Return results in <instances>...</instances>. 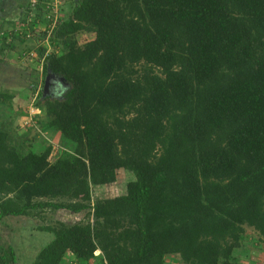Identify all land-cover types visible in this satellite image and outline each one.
<instances>
[{
  "label": "trees",
  "instance_id": "1",
  "mask_svg": "<svg viewBox=\"0 0 264 264\" xmlns=\"http://www.w3.org/2000/svg\"><path fill=\"white\" fill-rule=\"evenodd\" d=\"M49 31L65 51L43 47V74L67 85L35 105L74 148L53 161L52 145L25 152L0 127V222L85 215L45 226L55 238L34 264L98 250L104 264H238L246 227L264 242V0H73ZM83 31L95 37L80 45ZM121 169L135 174L125 193L93 201ZM17 260L0 236V264Z\"/></svg>",
  "mask_w": 264,
  "mask_h": 264
},
{
  "label": "rangeland",
  "instance_id": "2",
  "mask_svg": "<svg viewBox=\"0 0 264 264\" xmlns=\"http://www.w3.org/2000/svg\"><path fill=\"white\" fill-rule=\"evenodd\" d=\"M49 1H51L49 5H46L48 1L43 3L38 1V3L35 2L37 6L31 7L32 14H29V21L34 24L32 29L24 22L26 14L13 16L12 20H8L7 23H1L0 20V100L6 99L3 94L12 96V98H9L10 100H7L8 105L0 104V127L8 130L11 143L21 146L25 152L29 149L43 150L45 147L52 145L51 160L55 161L64 150L63 148L73 149L74 144L65 140L60 131L47 126L50 119L45 116L43 108H38L35 104L36 100L39 99L37 91H40L45 85V75L43 74L44 56L54 51H57L58 54L62 53L63 50L65 51L62 45L60 47V45L57 46L51 42L50 35L52 31H49L46 36L43 33L47 32L49 28H55L63 21V18L71 10L73 0ZM37 14L40 16L37 17ZM53 25L55 26L53 27ZM10 32H14L17 38L13 41L15 57L11 55L12 51H8V44L5 43V36ZM24 33L28 34L27 38H24ZM94 37L95 34L83 31L77 35V40L82 45L94 39ZM19 39H23V41ZM43 47L47 49L46 53L43 54L44 56L40 54ZM34 81L38 83L36 92L33 91L32 87ZM40 123L43 125L40 126ZM134 179L135 174L133 172L120 170L114 183L99 187L90 185L92 200L122 195L127 189L128 182ZM85 194L86 192L83 190L78 197L81 198ZM43 212L44 219L10 216L4 220L6 222H0V236L3 242L7 246L12 243L18 257L20 256L22 259L26 257L27 253L23 256V247L20 250L18 245L20 241L22 246L30 244L27 242V236H42L39 233L44 230L43 228L55 221H62L70 226L82 220L85 215V212L74 215L68 210H55L52 207L45 208ZM31 226H33V229L27 230V227ZM259 239L257 231L251 227H246L245 239L235 251L240 258V263L245 258L250 261L248 254L251 249V252L255 250L253 247L260 246L261 249L264 248V242ZM40 240L37 237L33 239L36 247L37 241ZM18 259L19 261L17 260L18 263L16 264H27L20 262L21 258Z\"/></svg>",
  "mask_w": 264,
  "mask_h": 264
},
{
  "label": "crops",
  "instance_id": "3",
  "mask_svg": "<svg viewBox=\"0 0 264 264\" xmlns=\"http://www.w3.org/2000/svg\"><path fill=\"white\" fill-rule=\"evenodd\" d=\"M29 1H32L33 2V0H0V20H1V23H7L8 20H12L11 18L13 16H18V15L21 16V14L24 11L25 4L28 3ZM36 1H38V0H36ZM36 6H37V4H36ZM11 33L14 34V32H10L9 34H7L5 36L6 38L4 37L6 44H7L8 41H10V37H11L10 34ZM0 38H1V36H0ZM8 51H12L11 55L13 57H15L16 53H15L14 50H10V48H9ZM63 149H66V148H63ZM121 170H123V169H121ZM118 171H120V170H118ZM123 171H125V170H123ZM106 185H108V184H106ZM106 185H102V186H106ZM95 187H99V186H95ZM4 222H6V221H4ZM32 227L33 226L27 227V230H30V229L32 230L33 229ZM39 234H42V236H39V235H36L35 237L34 236H30V235L27 236L26 237L27 242L30 243L28 245L22 246V245H20V243H22L20 241L18 247H19L20 250L23 247V251H22L23 256H25V254L27 253L26 254V257H24L23 259L20 256L18 257V258H21L20 259V262H25L27 264H30L32 262L34 264V261H35L37 255L40 253V251L48 243H50L55 238V236L51 232H48V231H41V233H39ZM36 237L39 240L41 239L40 241H37V247L38 248L33 243V239H36ZM258 243H260V242L258 241ZM10 245H12V243H10ZM253 248L255 250L251 252V250H252L251 249L250 252H249V254H248L249 255L248 258H249L250 261H248V259L245 258V260H241V263H240L239 262V259L240 258L236 255V257L238 258V264H264V248H263V245H262V248L263 249H261L260 246L253 247ZM245 252L247 253V251H245ZM100 255H101V251L100 250L96 251L97 258L91 260L90 261V264H104L103 261H102V259H98V257H100ZM18 261H19V259H18ZM165 262H166V264H185L180 259V257L178 255H167L165 257ZM74 263L79 264V262L77 261V259L75 258V256H73V254H69L68 253V255H66L64 257V260H63V263L62 264H74ZM186 264H188V263H186Z\"/></svg>",
  "mask_w": 264,
  "mask_h": 264
},
{
  "label": "water",
  "instance_id": "4",
  "mask_svg": "<svg viewBox=\"0 0 264 264\" xmlns=\"http://www.w3.org/2000/svg\"><path fill=\"white\" fill-rule=\"evenodd\" d=\"M53 78H58L59 85H65V86L67 85V83L63 77H57L54 74H52L51 72H49L46 76V79H45L44 92H50L51 91L50 86H51V81L53 80Z\"/></svg>",
  "mask_w": 264,
  "mask_h": 264
},
{
  "label": "flooded vegetation",
  "instance_id": "5",
  "mask_svg": "<svg viewBox=\"0 0 264 264\" xmlns=\"http://www.w3.org/2000/svg\"><path fill=\"white\" fill-rule=\"evenodd\" d=\"M58 87H60L58 78H53V80L51 81V86H50L51 91L48 93L55 94Z\"/></svg>",
  "mask_w": 264,
  "mask_h": 264
},
{
  "label": "built area",
  "instance_id": "6",
  "mask_svg": "<svg viewBox=\"0 0 264 264\" xmlns=\"http://www.w3.org/2000/svg\"><path fill=\"white\" fill-rule=\"evenodd\" d=\"M35 2H37V1L34 0V3L32 2V6H36V5H33V4H37V3H35ZM30 14H32V12H31ZM54 26H55V25H53V27H54ZM74 264H77V263H74Z\"/></svg>",
  "mask_w": 264,
  "mask_h": 264
}]
</instances>
